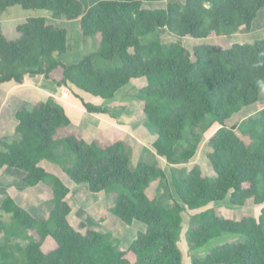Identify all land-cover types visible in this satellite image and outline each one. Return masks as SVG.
Segmentation results:
<instances>
[{
	"label": "trees",
	"instance_id": "obj_1",
	"mask_svg": "<svg viewBox=\"0 0 264 264\" xmlns=\"http://www.w3.org/2000/svg\"><path fill=\"white\" fill-rule=\"evenodd\" d=\"M164 1L165 8L144 5ZM15 6L46 11L47 16L19 24L14 40L0 22V87L43 77L70 90L89 114L108 115L110 110L85 96L112 100L132 81L144 80L132 97L143 103L145 126L157 136L154 155L175 166L196 155L202 140L197 130L215 124L220 128L210 139L216 177L204 176L197 167L173 177L177 198L172 196L173 205L165 206L150 192L152 184L166 178L158 162L141 160L133 166L132 147L124 141L96 138L87 143L74 130L65 106L53 98L23 106L16 114L20 139L2 143L0 169L22 171L30 188L46 186L52 208L40 220L12 197L0 200V233L8 241L0 245V264H183L179 240L185 210L200 211L187 235L192 250L223 237L241 238L213 247L193 264H264V207L257 219L240 220L222 218L209 207L226 201L233 207L248 201L264 205V109L233 127L225 124L259 101L264 38L228 48L202 44L189 50L183 43L186 37L249 34L264 0H0V17ZM162 29L180 40L164 45ZM73 37L80 39L79 55V45L89 46L90 40L93 46L69 64L62 58L70 54ZM45 162L58 165L76 186L112 197V214L128 226L141 223L145 230L121 250L110 233L85 224L76 229L69 220L71 190ZM48 237L57 247L45 253Z\"/></svg>",
	"mask_w": 264,
	"mask_h": 264
},
{
	"label": "rangeland",
	"instance_id": "obj_2",
	"mask_svg": "<svg viewBox=\"0 0 264 264\" xmlns=\"http://www.w3.org/2000/svg\"><path fill=\"white\" fill-rule=\"evenodd\" d=\"M99 1V0H97ZM176 1V0H174ZM185 2V0H180ZM96 2L94 1V4ZM167 1L155 4H149L148 8H165ZM92 4V3H91ZM47 16L46 11L42 10H26L20 6H15L5 10L0 17L4 33L10 39L17 38L16 27L24 23L27 19L32 17ZM58 25L68 28L67 21L60 22ZM71 26V25H70ZM77 23H72V28H76ZM159 31V40L164 45L176 44L180 39L177 35L163 30L162 34ZM264 38V10L253 24L252 31L249 34L236 33L230 37L218 39L212 36L206 40L193 39L186 37L183 39L184 45L192 50L195 46L202 44H213L221 48L231 47L233 44H252L259 39ZM80 41L78 38L70 40V54L63 58L65 63H76L85 54V50L92 45L89 40V46L79 45L81 54L77 49V44ZM94 49V48H93ZM145 84L144 80H134L130 84L120 89L116 97L112 100H102L96 97L85 96L88 102L97 106L105 107L110 110V114L106 115H93L89 114L83 107L81 101L73 96L70 90L67 89L65 93L57 90L56 87L46 89L44 93H40L33 89H26L23 86L15 83L6 84L0 87V151L3 149L2 143L6 140H19L20 135L17 132L18 120L16 114L23 106L35 105L40 101H46L53 98L57 103L67 107L68 115L71 116L73 121L74 130L77 131L79 136L87 143L99 139L101 141H124L132 147L133 166L137 165L141 160L149 163L158 162L162 166L166 178L160 179L152 184V198L155 197L158 202L163 203L165 206H172V198L175 197L172 178L183 176L194 167L200 168L204 176L214 179L216 177L212 168L209 154L211 153L210 139L220 128L215 124L210 126L207 131L201 128L197 130V134H202V140L198 147L196 155L188 164L172 165L165 159L154 155L152 143L156 140L157 136L154 132L145 126L146 117L143 110V103L133 99L137 91ZM47 92V93H46ZM264 109V88L260 92L259 101L245 108L241 111L240 115H235L226 121L228 128L235 126L238 121H243L250 116L257 115ZM240 118V119H239ZM208 125V124H207ZM244 141L243 137H241ZM189 139L192 140L190 136ZM43 166L51 173L60 176L65 184L70 188L68 201L72 206V213L69 217L71 224L79 229L81 224L87 225L91 229L101 231L103 233H110L112 236L120 241V249L127 250L132 241L137 237V234L145 230V226L141 223H134L128 226L122 223L115 217L111 208L113 207L112 197L107 196L105 193L95 194L89 191L87 185L76 186L73 181L67 177L58 165L51 164L50 162L43 163ZM24 173L18 169L2 168L0 169V200L5 197H12L18 205L31 213L34 217L42 220L49 214L51 206V192L44 186L34 188L28 187L24 181ZM173 196V197H172ZM214 208L216 213L222 218H230L240 220L245 217L258 218L261 210L264 207L255 205L253 201H248L243 207H233L228 201L210 205ZM200 211L185 210L183 213V222L181 227V235L179 245L183 254V264H193L194 258L204 259L206 255L215 246L225 243H232L240 241L239 237H223L214 240L209 245L200 250H192L187 244V235L190 228L192 217ZM6 221L10 220L8 215L4 218ZM8 243L5 234L0 233V245ZM25 244V243H23ZM57 247L56 242L48 237L43 245V251L49 253Z\"/></svg>",
	"mask_w": 264,
	"mask_h": 264
},
{
	"label": "crops",
	"instance_id": "obj_3",
	"mask_svg": "<svg viewBox=\"0 0 264 264\" xmlns=\"http://www.w3.org/2000/svg\"><path fill=\"white\" fill-rule=\"evenodd\" d=\"M144 5H145V7H147L149 5V3H145ZM163 30H166V29H162V31ZM162 31H161V34L163 33ZM64 57L66 58L67 55H65ZM63 58H62V60H63ZM22 86L25 87L26 89H29L30 88V89L36 90V91H38L40 93H44L46 89H49V88L51 89L52 87L53 88L56 87L52 82L47 81L43 77H38L36 79H32L30 77H26V82ZM56 89L57 90L59 89L60 91H63L64 93H65V91H67V89H65V88H62L61 89V88H57L56 87ZM65 108H66V111L68 113V110H67V107L66 106H65Z\"/></svg>",
	"mask_w": 264,
	"mask_h": 264
}]
</instances>
